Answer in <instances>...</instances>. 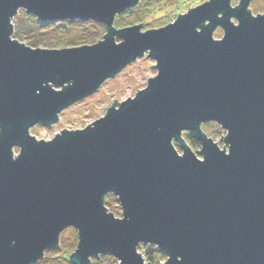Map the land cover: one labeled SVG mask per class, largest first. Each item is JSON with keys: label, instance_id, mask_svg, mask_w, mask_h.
Listing matches in <instances>:
<instances>
[{"label": "water", "instance_id": "obj_1", "mask_svg": "<svg viewBox=\"0 0 264 264\" xmlns=\"http://www.w3.org/2000/svg\"><path fill=\"white\" fill-rule=\"evenodd\" d=\"M251 1L208 0L142 31L114 25L140 0H0V264H36L69 227L72 264L105 254L152 264L141 244L166 253L162 264H264V14ZM20 9L107 32L91 45L32 48L12 37ZM146 52L158 73L135 97L84 129L30 135ZM209 122L227 131L228 151L203 130Z\"/></svg>", "mask_w": 264, "mask_h": 264}, {"label": "rangeland", "instance_id": "obj_2", "mask_svg": "<svg viewBox=\"0 0 264 264\" xmlns=\"http://www.w3.org/2000/svg\"><path fill=\"white\" fill-rule=\"evenodd\" d=\"M205 1L208 0H148V6H152L153 13L146 17L144 21L136 24L143 23L142 31L154 28L157 29L173 22L179 14H184L190 8H194ZM239 1L240 0H232V5H237ZM249 8L254 16H257L258 13L264 14V0H252L249 4ZM122 14L117 15L114 20V25L117 28L124 27L118 24ZM127 15L128 17L124 19V21H130L133 18L132 13ZM233 21L237 23L235 18H233ZM12 23L13 33L19 35V37L13 35L12 37L32 48L59 49L91 45L102 40L107 32L104 24L94 20H62L48 22L43 25L45 22L27 13L24 9L18 11V14L13 17ZM125 26H132V24ZM223 34L224 30L218 27L214 32V37L220 39L223 37ZM117 41H121V38L118 37ZM157 73L156 60L150 57L148 52H146L143 57L137 58V60L127 65L119 74L108 79L95 93L64 109L59 114V119L56 123L52 125L37 124L30 128L29 133L39 140H50L53 139L56 134L60 133L61 130L84 129L95 120L103 117L115 100H118V103H116L118 106L119 102H123L129 97H135L137 94L136 92L147 87L149 78H153ZM202 128L213 138L220 149L224 150L226 144L224 139H220L222 136H226L227 131L217 123L209 125L204 123ZM175 145L179 152L182 153L180 146L176 143ZM192 149L202 158L200 154L201 147H192ZM225 150L228 151L227 145ZM13 152L14 156H17L20 153V148L17 146L14 147ZM107 196L110 199V205L105 203L107 210L112 212L116 217H122V207L118 197L114 194H108ZM76 235H78V230L74 227H69L65 229L60 236L61 245L59 248L63 247V249H67L69 253L68 257L77 249L75 248L74 250ZM142 245L143 244L140 246ZM138 250L142 253L139 248ZM55 251L54 249L47 250L45 254H47L48 257H52ZM167 258V254L163 252V255L158 259V264L164 263ZM107 262L113 264V259L111 261L103 259L100 264H107ZM116 263L118 264L117 259ZM52 264H61V262L55 261Z\"/></svg>", "mask_w": 264, "mask_h": 264}, {"label": "trees", "instance_id": "obj_3", "mask_svg": "<svg viewBox=\"0 0 264 264\" xmlns=\"http://www.w3.org/2000/svg\"><path fill=\"white\" fill-rule=\"evenodd\" d=\"M147 1L148 0H141V2L136 7L129 9L125 14H122L120 19H119V22H118L119 26L126 27L125 25H129V24L134 25L136 23H140V22L144 21V19L146 17L151 15L153 13L152 6L151 7L148 6L149 3ZM129 13H132L133 18L130 21L127 20L128 22L124 21V19H126L128 17L127 14H129ZM47 23L48 22H45L43 25H45ZM13 36L19 37V35L17 33H13ZM209 124H214V123L213 122L207 123V125H209ZM183 136L192 147H194V148L201 147V144L196 140L194 135L191 134L190 132H184ZM105 203L110 205V199L108 196L105 197ZM78 242H79V238H78V235H76L75 236L74 250H75V248H77ZM58 248L54 249L56 251L52 257H48V255L45 254L44 257L41 260H39L36 264H52L55 261H59V262H61V264H72L69 261V257H68L69 253H68L67 249H63V247H60L59 249ZM139 249L141 250L145 260L147 262L152 263V264H158L159 263L158 259L163 255V252L160 251L158 249V247L155 245H150V244L145 245V246L142 245L139 247ZM103 259L110 260V261L113 259V264H117L115 257L112 256L111 254H105V255H99L97 257H92L91 258V264H100V262H102ZM107 264H109V263L107 262Z\"/></svg>", "mask_w": 264, "mask_h": 264}]
</instances>
